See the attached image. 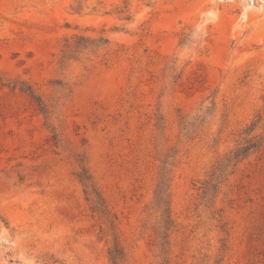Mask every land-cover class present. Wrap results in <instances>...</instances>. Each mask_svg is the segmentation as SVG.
I'll return each mask as SVG.
<instances>
[{
	"label": "rangeland",
	"instance_id": "374dc122",
	"mask_svg": "<svg viewBox=\"0 0 264 264\" xmlns=\"http://www.w3.org/2000/svg\"><path fill=\"white\" fill-rule=\"evenodd\" d=\"M116 244L264 264V0H0V264Z\"/></svg>",
	"mask_w": 264,
	"mask_h": 264
},
{
	"label": "trees",
	"instance_id": "16d2710c",
	"mask_svg": "<svg viewBox=\"0 0 264 264\" xmlns=\"http://www.w3.org/2000/svg\"><path fill=\"white\" fill-rule=\"evenodd\" d=\"M256 145L254 144H249L248 146L242 147L240 149H238L235 153H234V158L238 159L240 157H246L250 150L252 148H254ZM82 182H86L87 184L90 185L91 180L89 177L84 176L81 179ZM168 171L166 169L163 170L162 173V177H161V181L158 185V189H157V204L160 207V209H163V212L165 214V216L167 218H169V203H168ZM87 188H89V186L86 185ZM98 195V194H97ZM94 203H96L94 205V210L97 211L98 209L100 210L103 209L104 210V202L99 200V201H94ZM110 255V262L111 264H123L124 262V253L122 248L119 245H115L114 248H112L109 252Z\"/></svg>",
	"mask_w": 264,
	"mask_h": 264
}]
</instances>
